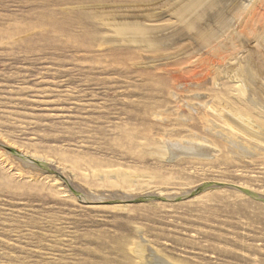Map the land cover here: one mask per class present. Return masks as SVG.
<instances>
[{
	"label": "rangeland",
	"instance_id": "1",
	"mask_svg": "<svg viewBox=\"0 0 264 264\" xmlns=\"http://www.w3.org/2000/svg\"><path fill=\"white\" fill-rule=\"evenodd\" d=\"M213 184L264 196V0H0V264H264V203Z\"/></svg>",
	"mask_w": 264,
	"mask_h": 264
},
{
	"label": "bare ground",
	"instance_id": "2",
	"mask_svg": "<svg viewBox=\"0 0 264 264\" xmlns=\"http://www.w3.org/2000/svg\"><path fill=\"white\" fill-rule=\"evenodd\" d=\"M255 12V11H254ZM261 14V13H260ZM253 26V25H252ZM254 28V27H253ZM252 28V29H253ZM227 61V60H226ZM220 64V63H219ZM225 64V63H224ZM229 64V63H228ZM227 65V64H226ZM206 70V69H205ZM201 71V70H200ZM208 74V73H207ZM208 76H210V74H208ZM213 77V76H212ZM202 82V81H201ZM236 83V82H235ZM239 83V82H238ZM182 84V83H181ZM238 85V84H237ZM231 86V85H230ZM239 86V85H238ZM235 84L234 85H232L231 86V88H233V89H235ZM226 89V88H225ZM230 89V88H229ZM239 89V88H238ZM234 92H236L237 90H233ZM231 92V91H230ZM230 92H228L227 90H224V91H218V93L214 96H212L213 98H215V100H217L219 103H223V105H228L229 107H230V110L232 111V114L234 113V115L233 116H235V118L236 119H238L239 121H241V122H243V123H245V125L247 126V125H251L250 124V118H252L251 116V113H250V109L246 106V105H244V104H241V103H239V100L237 99V98H235V97H232V96H229V93ZM215 93V92H214ZM232 93H230V95H231ZM236 94V93H235ZM208 97V96H207ZM240 97H241V95H240ZM233 99H235L236 100V102H233L234 100ZM207 107V106H206ZM208 109V108H207ZM203 115H204V113H203ZM219 115V114H218ZM231 115V114H230ZM251 115V116H250ZM232 116V117H233ZM203 117H205V116H203ZM186 119V118H185ZM253 119V118H252ZM201 121H202V123L203 124H205L206 125V127H204V128H207V130H214V125H213V127L212 126H208L207 124L208 123H206V117L205 118H203V119H201ZM177 122V121H176ZM204 125V126H205ZM229 134H232L233 135V133H229ZM197 135V134H196ZM188 136L186 139H187V141L183 144V145H181L180 144V142L178 143V145L176 144V142L175 143H169L168 141H165L166 142V144L168 145V152H170V151H172L173 152V154H175V156H188V157H193V158H195V159H199V160H209V159H211V154L212 153H215V150H214V148H218L217 146H216V142H214L213 140H209L208 138H200L199 136ZM214 135V134H213ZM230 136V135H229ZM226 139V138H225ZM227 139H229L228 137H227ZM226 139V140H227ZM184 140V139H183ZM199 142H203L204 143V147H202V146H200L198 143ZM180 144V145H179ZM203 145V144H202ZM223 147L224 148H226V149H228V148H230V146H228V145H232V148L234 147V145L237 147H239V145L240 144H238V143H234L233 141H230V140H228V141H223ZM237 147V148H238ZM231 148V149H232ZM240 148V147H239ZM245 148V147H244ZM251 148H253V147H249L248 149H250V150H252ZM237 150V149H236ZM250 150H248V152L250 151ZM246 151V150H245ZM3 152V151H2ZM12 152V151H11ZM3 154H7L6 152H3ZM20 154V153H19ZM169 154H171V153H169ZM168 154V155H169ZM248 155V154H247ZM22 156V155H21ZM26 156V155H25ZM170 156V155H169ZM23 157V156H22ZM25 158V157H24ZM16 159L17 160H19L20 162H23V163H25V164H28V161H26L25 159H22V158H19V157H16ZM190 159V158H189ZM44 163H47V162H44ZM43 164V163H42ZM30 165V164H29ZM44 165V164H43ZM47 165H48V163H47ZM47 165H45V166H47ZM31 167V166H30ZM33 167V166H32ZM53 177V176H52ZM56 179V178H55ZM227 184H215L213 187H220V188H217L216 190H221V189H223V188H227V189H230V190H233L234 192H236L237 194H239L240 196H243V197H249V198H251V199H253V198H260L261 196L258 194V193H256L255 191H253V190H251V189H248V188H246V187H242V186H239V185H227ZM228 186H231L232 188H230V187H228ZM200 188H201V191L200 192H204V193H202V194H206L207 193V191L209 190V186H208V183H205V184H203V185H201V186H199ZM198 187V188H199ZM212 187V188H213ZM239 189H242V191H240ZM199 192V193H200ZM198 193V194H199ZM174 194V193H173ZM187 193H185V195H186ZM201 193H200V195H202ZM197 195V194H196ZM140 196V195H139ZM145 196H148V195H145ZM154 196H157V197H160V198H163L164 200H159L160 202H173V198L172 197H174V196H171L170 194H166V191L163 193L162 191H158V192H156L155 194H154ZM126 197H132V196H121L119 199H125ZM141 197H144V196H141ZM165 197H168V198H165ZM191 197H193L191 200H194V199H197L198 197H200V196H191ZM190 196H189V198H191ZM264 197V196H263ZM81 198L83 199V200H86V199H89V198H87L86 196H83V195H81ZM99 198V197H98ZM135 198V197H134ZM137 198V197H136ZM170 198H172V199H170ZM105 199V198H104ZM133 199V198H132ZM185 199H188V197H186ZM117 200V199H116ZM191 200H189V201H191ZM253 200H255V199H253ZM255 201H257V200H255ZM110 202V204L109 205H107V206H110V207H112V208H125L126 206H120V205H134V204H123V203H120V202H114V200L113 201H109ZM153 202H156V201H153ZM260 202H262V201H259V203ZM147 203H152V202H147ZM262 203H264V202H262ZM129 207V206H128Z\"/></svg>",
	"mask_w": 264,
	"mask_h": 264
},
{
	"label": "water",
	"instance_id": "3",
	"mask_svg": "<svg viewBox=\"0 0 264 264\" xmlns=\"http://www.w3.org/2000/svg\"><path fill=\"white\" fill-rule=\"evenodd\" d=\"M11 153H13L12 155H14L15 157H19V158H22V159H25L26 161L32 163L33 165H35V167L41 171V172H44V173H56L55 171H53L49 166H45L43 165L42 163H39L37 161H34V160H31L27 157H22L21 154L15 152V151H12ZM215 184H213L211 187H213ZM69 186V185H68ZM227 186V185H226ZM230 188H232L231 186H228ZM71 189V188H70ZM233 189V188H232ZM72 190V193L78 197L79 199L81 198V194H79L78 192L74 191L73 189ZM240 191H242V189H239ZM201 191V188H197L196 192H200ZM192 195V194H191ZM186 197H179V198H175L173 199V202H179V201H182L184 200ZM257 201H262L264 202V198L263 197H260V198H253ZM159 200H164L163 198H160V197H157V196H154V195H148V196H144V197H137V198H133V199H117L115 200L114 202H120V203H123V204H139V203H147V202H153V201H159Z\"/></svg>",
	"mask_w": 264,
	"mask_h": 264
}]
</instances>
